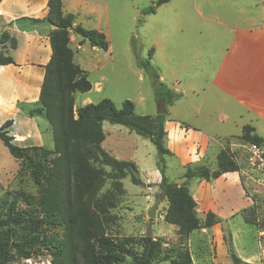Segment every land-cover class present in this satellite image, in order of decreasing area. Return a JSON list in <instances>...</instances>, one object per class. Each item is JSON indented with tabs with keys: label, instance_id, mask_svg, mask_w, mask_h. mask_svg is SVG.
I'll return each mask as SVG.
<instances>
[{
	"label": "rangeland",
	"instance_id": "rangeland-1",
	"mask_svg": "<svg viewBox=\"0 0 264 264\" xmlns=\"http://www.w3.org/2000/svg\"><path fill=\"white\" fill-rule=\"evenodd\" d=\"M157 1L109 0V48L107 51L92 49L87 42L79 45L81 39L70 33V48L74 51V61L87 72L88 80L92 85L91 92L87 94L85 101H89L88 104H96L102 99H109L116 107H119L123 101L130 100L135 106L137 115H157L162 105L154 98L150 77L139 68L135 59L136 56L147 59L148 52L152 50L153 54L154 47H157L158 54L151 58V64L167 75L168 81L173 80L172 76H175L178 84L167 87L171 90L178 89L179 93L182 92V97L174 103L171 110L170 106L167 107L166 121L188 123L200 128L202 132L207 131L208 123H227L225 132L235 133L234 135L238 136L240 133L236 132L239 129L232 125V121L225 119L224 122H220L215 109L204 103L201 74L197 72L198 67L191 65L186 58L194 49L204 52L210 44L217 43L219 22L233 20L240 11L246 14L245 11L251 9V2H246L248 5L246 8L245 2L236 6L234 0L221 2L220 0H169L156 7L155 13L146 14L147 9L153 7ZM222 16L225 18L223 19ZM72 35L77 37L75 41L72 40ZM189 56L190 61L198 60L197 64L202 63V59L196 55V52ZM85 96L79 93L74 94V97H77L75 109ZM4 121L0 120V125ZM41 121L42 123H16L13 128L11 127L10 135L14 137V140L15 136L17 138L15 144L23 148L38 147L47 151L51 150L53 142L50 126L44 118ZM111 127L115 126L107 122L103 124L106 132ZM116 127L122 131L126 130L120 125ZM236 136L227 138L221 144V149L229 154L239 168L236 173L240 183L235 176L227 177L226 192L230 202L241 205L247 201L249 206L244 207L240 212L241 216H237L231 223L234 239H230L229 233L225 234L224 243L227 251L231 248L238 257H249L250 264H264V196L257 192L250 178L248 159L252 156V151L249 150V145L241 142ZM131 137L139 141L133 158L137 165L136 176L140 184H133L129 175L126 174L120 181L123 187V193L120 194L112 189L111 180L106 178L100 194L114 190V196H117V208L109 211L110 219L106 225L108 235L117 239L138 240L144 236L149 221L147 212L162 194L159 187L160 181L151 182L152 173L157 169L158 156L155 147L148 139L134 133ZM29 154L42 161L47 168L50 167L49 160L53 155L33 149L29 151ZM195 165L200 164L186 163L182 165V169L179 160L174 156L166 158L167 180L177 184L185 182L183 178L185 170L194 169ZM48 180L49 177L45 174L42 177V185L47 184ZM202 181L189 179L185 183L189 188V185ZM40 194L39 187L29 176L26 164L13 158L0 141L1 215L6 213L12 201H16V213L26 218L40 219L42 217ZM166 208L167 201L164 200L156 211L152 225V238H161L165 242L163 247H167L166 249L187 247L186 241L176 234V228L164 222ZM245 218L255 221L256 225L246 224ZM61 236L62 228L50 221L44 222L41 226L24 223L20 226L10 225L0 228L1 240L11 244L25 243L26 251L31 253V257L26 259L10 248L7 264H52L49 246ZM191 242L189 247L193 252L194 263L208 264L195 257L194 239ZM128 247L131 251L140 250L135 243ZM229 263L231 264L230 261ZM119 264H133V261L131 258H126ZM221 264H226L224 256L223 259L221 258Z\"/></svg>",
	"mask_w": 264,
	"mask_h": 264
},
{
	"label": "trees",
	"instance_id": "trees-1",
	"mask_svg": "<svg viewBox=\"0 0 264 264\" xmlns=\"http://www.w3.org/2000/svg\"><path fill=\"white\" fill-rule=\"evenodd\" d=\"M169 0H158L149 7L146 14L155 13V8ZM48 13L44 18L53 30L49 36L51 55L44 66V76L39 93L38 106L31 107L18 103L17 107L29 117L42 116L49 124L53 148L49 151L38 147H19L10 135L13 120L0 125V141L8 153L26 164L32 182L39 187L42 217L26 218L15 212L16 201H12L4 215L0 213V228L10 225H42L46 221L62 228L60 239L49 246L52 264H119L131 258L133 264H193L187 247L166 249L161 238L142 236L117 239L107 233L109 211L117 208V196L114 190L123 193L121 179L129 175L133 184L139 185L136 176L137 166L131 161L114 158L102 148L105 134L104 122L120 125L137 136L148 139L157 151V169L160 174L159 187L165 196L167 208L163 216L165 223L176 228V234L187 242L189 235L200 229L210 228L219 219L208 212L203 220L197 217L196 202L188 185L189 179L213 181L226 173L238 172L236 162L221 149L216 156V167L211 170L204 164L187 168L183 174L185 182L171 183L165 175L166 158L173 154L166 146L164 124L168 116L167 107L182 97L168 88L159 78L157 69L151 64L152 50L147 59L135 57L136 63L151 80L153 95L163 108L162 114L155 116L137 115L135 106L125 100L119 107L109 99H102L96 104H86L75 109V93H87L92 85L87 72L74 61V51L70 48V33L87 42L92 48L107 51L109 43L105 35L97 30H87L74 25L75 16L65 14L62 0H48ZM15 49L16 39L7 32H0V66L14 64L7 53V47ZM135 53V49H134ZM182 126L187 128L186 124ZM247 145L263 148L264 139L254 127L245 125L237 137ZM41 150L53 155L50 167L32 155L29 151ZM47 174L48 183L42 185V177ZM106 178L111 180L112 189L100 194ZM245 223L255 226V221L245 218ZM138 244V252L131 251L130 244ZM13 248L26 259L31 253L26 251L25 243L11 244L0 239V264H7L8 250ZM232 264H247L234 251L228 249Z\"/></svg>",
	"mask_w": 264,
	"mask_h": 264
},
{
	"label": "crops",
	"instance_id": "crops-1",
	"mask_svg": "<svg viewBox=\"0 0 264 264\" xmlns=\"http://www.w3.org/2000/svg\"><path fill=\"white\" fill-rule=\"evenodd\" d=\"M247 1L251 2V9L245 11L246 14L240 11L233 20L219 22L217 43L210 44L204 52L194 49L190 53L196 52L202 63L197 64L198 60L190 61L188 53L186 60L198 67L197 72L201 74L203 82L204 103L215 109L220 122L225 119L232 121V125L239 129L236 133L240 134L243 126L250 125L264 139V0H234V4L238 6ZM47 3L48 0H0V32H7L17 42L13 50L8 48V44L5 45L14 64L0 66V120L12 119V128L16 123H42L43 120L42 116L29 117L17 104L26 103L32 108L38 106L44 66L51 55L49 36L53 26L44 21L48 13ZM247 6L246 3V8ZM62 10L65 14L75 16L74 25H80L87 30H97L103 33L108 41L109 0H62ZM224 16L226 17V14ZM225 17L222 16L223 19ZM71 38L75 41L77 37L72 35ZM157 54L158 49L154 47L151 58ZM156 69L158 71L157 67ZM158 74L166 86L178 84L175 76H172L173 80L168 81L167 75L161 71H158ZM173 91L179 93L178 89ZM89 92L84 93L86 96L80 100L77 107L89 103L85 101ZM76 99L77 97L75 102ZM183 124L188 127H183L182 123L165 122L169 151L179 160L180 167L186 163H199L214 170L221 144L227 138L235 137V133L225 132L227 123H208L206 132L191 124ZM114 126L106 132L102 125L105 134L102 148L118 160L136 164L133 156L139 143L138 139L131 137L132 133L128 129L122 131L116 127L118 125ZM153 172L151 182H159L161 177L158 170ZM230 176H235L240 183L237 173L233 172L223 174L213 181L203 180L198 184L189 185V191L196 202L197 217L203 220L204 216L211 212L219 219L212 227L196 230L189 235L186 245L191 258L193 252L190 251L189 243L194 239L195 257L201 262L221 264L223 256L226 264L231 262L224 236L229 233L230 239H234L231 223L249 203L246 201L237 205L230 202L226 192V178ZM239 258L250 264L249 257ZM192 263L195 264L193 259Z\"/></svg>",
	"mask_w": 264,
	"mask_h": 264
},
{
	"label": "built area",
	"instance_id": "built-area-1",
	"mask_svg": "<svg viewBox=\"0 0 264 264\" xmlns=\"http://www.w3.org/2000/svg\"><path fill=\"white\" fill-rule=\"evenodd\" d=\"M252 156L248 159L250 178L254 182L257 192L264 196V156L263 148L249 145Z\"/></svg>",
	"mask_w": 264,
	"mask_h": 264
},
{
	"label": "water",
	"instance_id": "water-1",
	"mask_svg": "<svg viewBox=\"0 0 264 264\" xmlns=\"http://www.w3.org/2000/svg\"><path fill=\"white\" fill-rule=\"evenodd\" d=\"M162 113H163V109H160L158 114H162ZM164 200H165V196L159 195L158 198L154 201L152 207L147 212V216L149 218V221H148L146 229L144 231L145 237H149V238L152 237V235H153L152 234V225H153L154 218L156 216V211H157L159 204Z\"/></svg>",
	"mask_w": 264,
	"mask_h": 264
}]
</instances>
